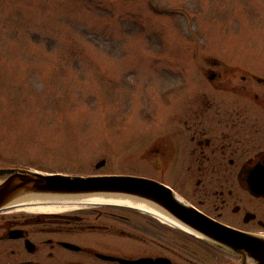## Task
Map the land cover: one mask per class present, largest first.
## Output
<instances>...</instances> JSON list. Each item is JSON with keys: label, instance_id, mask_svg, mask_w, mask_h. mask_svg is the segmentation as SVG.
<instances>
[{"label": "rangeland", "instance_id": "obj_1", "mask_svg": "<svg viewBox=\"0 0 264 264\" xmlns=\"http://www.w3.org/2000/svg\"><path fill=\"white\" fill-rule=\"evenodd\" d=\"M216 60L264 71V0H0V169L175 186L155 121L211 92Z\"/></svg>", "mask_w": 264, "mask_h": 264}, {"label": "flooded vegetation", "instance_id": "obj_2", "mask_svg": "<svg viewBox=\"0 0 264 264\" xmlns=\"http://www.w3.org/2000/svg\"><path fill=\"white\" fill-rule=\"evenodd\" d=\"M209 65L202 75L211 92L198 95L193 108L165 111L155 121V170L176 187L152 180L211 222L264 238V71L243 73L217 60ZM209 242L216 246L210 257ZM159 259L240 263L223 246L134 207L93 205L70 213L0 209V264H155Z\"/></svg>", "mask_w": 264, "mask_h": 264}, {"label": "water", "instance_id": "obj_3", "mask_svg": "<svg viewBox=\"0 0 264 264\" xmlns=\"http://www.w3.org/2000/svg\"><path fill=\"white\" fill-rule=\"evenodd\" d=\"M104 165L102 160L96 168ZM0 178V209L31 199L72 201L94 196L133 199L160 209L189 231L223 246L239 257V264H264V238L248 236L211 222L183 205L170 188L152 179L127 175L44 174L19 168L0 169ZM165 261L155 260V264H165Z\"/></svg>", "mask_w": 264, "mask_h": 264}, {"label": "bare ground", "instance_id": "obj_4", "mask_svg": "<svg viewBox=\"0 0 264 264\" xmlns=\"http://www.w3.org/2000/svg\"><path fill=\"white\" fill-rule=\"evenodd\" d=\"M93 205H118V206H129L134 207L140 211L148 213L150 215L155 216L159 220L164 223H167L173 227L178 229H182L188 233L190 231L186 229L184 226L179 224L177 221L166 215L160 209L142 202L136 201L133 199H125L119 197H106V196H94L88 197L84 199H77V200H60V199H31V200H21L16 201L10 207H14L19 210L29 211V210H37L40 212H55L60 210H67V209H79V208H86ZM192 233V232H191Z\"/></svg>", "mask_w": 264, "mask_h": 264}]
</instances>
